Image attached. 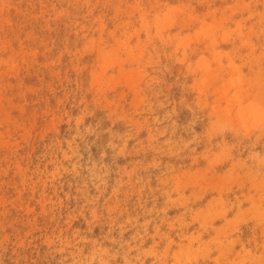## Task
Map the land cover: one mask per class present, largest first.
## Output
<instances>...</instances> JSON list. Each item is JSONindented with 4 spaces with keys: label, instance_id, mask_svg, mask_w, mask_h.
Here are the masks:
<instances>
[{
    "label": "rangeland",
    "instance_id": "1",
    "mask_svg": "<svg viewBox=\"0 0 264 264\" xmlns=\"http://www.w3.org/2000/svg\"><path fill=\"white\" fill-rule=\"evenodd\" d=\"M0 264H264V0H0Z\"/></svg>",
    "mask_w": 264,
    "mask_h": 264
}]
</instances>
